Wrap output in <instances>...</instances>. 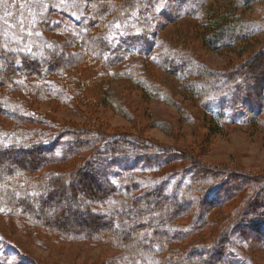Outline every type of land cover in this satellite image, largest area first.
Returning a JSON list of instances; mask_svg holds the SVG:
<instances>
[{
  "label": "trees",
  "instance_id": "obj_1",
  "mask_svg": "<svg viewBox=\"0 0 264 264\" xmlns=\"http://www.w3.org/2000/svg\"><path fill=\"white\" fill-rule=\"evenodd\" d=\"M63 1L59 9L32 5L34 22L42 30L67 27L62 42L42 52L0 46V88L47 94L65 102L64 85L75 88L66 84L65 68L78 74L81 68L97 66L98 75L104 76L135 48L141 52L150 47L145 45L147 31L131 30L135 18L148 15L151 0ZM206 1L194 0L195 6L183 15L200 12ZM26 3L15 2L20 7ZM157 13L152 19L161 25L164 12ZM203 16L201 37L213 48L227 47L245 36L241 25L231 23L227 15L209 9ZM201 74L203 78L183 88L195 93L206 110L213 105L221 116L226 110L232 121L237 116L253 122L257 116L248 114L264 111V49L222 70L203 69ZM75 79L77 85L87 84ZM0 114L24 125L37 120L3 99ZM211 124L216 133L217 126ZM262 124L264 130V120ZM175 162H181L179 170L169 168ZM57 164L68 167L45 170ZM163 167L167 169L151 182L138 184L135 175ZM116 169L119 175H128L119 187L112 179ZM119 191L115 207L93 208L117 197ZM238 199L239 205L228 216L217 225L210 222L212 210ZM0 205L48 236L109 246L116 254L107 264H244L233 254L236 243L264 250V175L208 165L138 134L65 125L38 138L0 143ZM209 225H215L212 239L196 238Z\"/></svg>",
  "mask_w": 264,
  "mask_h": 264
},
{
  "label": "rangeland",
  "instance_id": "obj_2",
  "mask_svg": "<svg viewBox=\"0 0 264 264\" xmlns=\"http://www.w3.org/2000/svg\"><path fill=\"white\" fill-rule=\"evenodd\" d=\"M190 1L151 0L147 5L148 15L135 18L131 30L147 31L145 45L150 47L141 52L135 48L104 76L98 75L97 66L81 68L77 70L81 71L78 74L65 68V78L62 77L67 79L66 84L75 86L74 90L67 89L63 79L53 78L64 85L65 102L47 94L34 96L23 90L12 92L0 88V99L15 102L19 110L22 108L37 119L33 124L24 125L0 114V143L45 136L59 126H87L107 132L138 134L176 148L183 156L197 157L208 165L236 167L264 175V111L258 115L248 114L252 118L257 116L255 122H245L237 116L232 121L226 110L222 116L213 105L206 110L195 93L183 88V85L188 87L203 78V69L219 71L264 49V0H207L200 12L183 15L185 9L195 6L194 0L193 3ZM15 2L0 0L1 47L42 52L68 35L66 26L56 32L44 31L33 19L32 5L40 10L59 9L65 4L63 0H27L21 7ZM209 9L217 15H227L231 23L241 25L245 36L227 47L213 48L205 44L201 32L206 21L203 15ZM159 11L164 12L161 25L152 19V14ZM77 77L87 84L77 85ZM211 123L217 126L216 133ZM180 165L181 162H175L169 168L179 170ZM61 167L68 165H49L45 170L58 171ZM165 169L167 167L140 172L135 175L138 184L151 182ZM116 170L113 178L110 177L119 187L124 185L128 175L127 178L121 176ZM121 194L119 191L117 197L93 208L109 210L117 205ZM238 201L212 210L210 222L217 225L239 205ZM214 230L215 225H209L196 238L209 241L215 235ZM115 254L105 244L48 236L25 218L9 213L0 205V260L4 258L1 263L107 264ZM233 254L244 264H264V250L258 245L238 242ZM134 264L140 263L135 261Z\"/></svg>",
  "mask_w": 264,
  "mask_h": 264
}]
</instances>
